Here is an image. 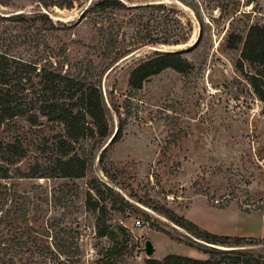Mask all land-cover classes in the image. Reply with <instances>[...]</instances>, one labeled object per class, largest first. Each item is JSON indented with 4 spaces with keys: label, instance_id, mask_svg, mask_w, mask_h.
Returning a JSON list of instances; mask_svg holds the SVG:
<instances>
[{
    "label": "rangeland",
    "instance_id": "rangeland-1",
    "mask_svg": "<svg viewBox=\"0 0 264 264\" xmlns=\"http://www.w3.org/2000/svg\"><path fill=\"white\" fill-rule=\"evenodd\" d=\"M59 1L0 0V51L99 85L110 136L73 144L91 158L84 176L71 178L48 174L59 123L16 118L0 129V161L11 169L0 178V264H147L172 254L205 264H235L244 254L264 261V101L251 84L259 66L241 57L249 26L264 25V0H121L170 11L83 15L97 0ZM168 33L179 43L139 38ZM156 51H182L190 71L169 67L130 88L131 69ZM37 88L26 84L27 101ZM19 166L46 176L18 177ZM90 196L103 210L87 207ZM187 222L252 245L204 243Z\"/></svg>",
    "mask_w": 264,
    "mask_h": 264
},
{
    "label": "trees",
    "instance_id": "trees-1",
    "mask_svg": "<svg viewBox=\"0 0 264 264\" xmlns=\"http://www.w3.org/2000/svg\"><path fill=\"white\" fill-rule=\"evenodd\" d=\"M77 1V0H76ZM74 0H60L58 7L71 8ZM151 9L167 10L162 4H145L126 7L121 0H97L93 5L86 8V12L105 11L106 9ZM164 16H169L165 14ZM175 35L168 33L164 37H150L144 40L145 36L140 35V42L143 44H178V39H172ZM182 51H156L152 56L138 63L129 73L128 85L132 89L142 87L144 81L149 77L160 73L166 68H172L181 73L190 71L192 65L187 58L182 57ZM116 55L112 61L118 59ZM241 57L252 64L259 66L257 75L251 76V84L257 96L264 101V25H250L243 41ZM34 83L38 88L35 101L26 100L24 88L26 84ZM30 104V107H28ZM34 108L35 112H31ZM24 118L31 124H36L39 119L47 122L59 123L64 134H57L55 152L52 159L49 175L60 177H82L89 165L91 154L79 155L73 150V144L79 139L101 140L110 136L106 108L99 85L88 81L87 76L73 77L55 69H47L44 66L37 68L36 62L24 61L6 52L0 51V129L8 122ZM121 133L119 126L113 135L112 141ZM2 143L0 142V150ZM11 169L9 165H4L0 161V178H9ZM17 176L34 178L44 177L43 173H38L37 168L30 166L24 168L17 167ZM110 195L115 196L110 191ZM259 207L264 206V196L258 199ZM86 205L90 209H101L98 201L90 196L86 200ZM159 212L174 223H178L176 215L165 207H159ZM264 212V211H263ZM193 229L188 228L196 239L204 243L241 247L252 245L244 236L218 235L207 230L200 229L197 225L187 222ZM178 225H181V223ZM99 236H104L105 231H99ZM244 254V253H243ZM99 259L96 264H103ZM235 264H264L259 258L246 254L233 261ZM107 264V263H104ZM147 264H205L204 261L182 255H168L163 261L158 259H148Z\"/></svg>",
    "mask_w": 264,
    "mask_h": 264
},
{
    "label": "water",
    "instance_id": "water-1",
    "mask_svg": "<svg viewBox=\"0 0 264 264\" xmlns=\"http://www.w3.org/2000/svg\"><path fill=\"white\" fill-rule=\"evenodd\" d=\"M192 46H193V44L190 45V47H192ZM112 138H113V136L110 138V140L108 141V143H110V141L112 140ZM144 250H145V252H146L147 255H151L152 252L154 251V247H153L152 242L150 240H146Z\"/></svg>",
    "mask_w": 264,
    "mask_h": 264
},
{
    "label": "built area",
    "instance_id": "built-area-1",
    "mask_svg": "<svg viewBox=\"0 0 264 264\" xmlns=\"http://www.w3.org/2000/svg\"><path fill=\"white\" fill-rule=\"evenodd\" d=\"M135 223H136V225H138V226L140 225V222H139V221H136Z\"/></svg>",
    "mask_w": 264,
    "mask_h": 264
}]
</instances>
